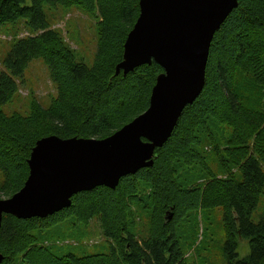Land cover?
Masks as SVG:
<instances>
[{
  "label": "trees",
  "instance_id": "obj_1",
  "mask_svg": "<svg viewBox=\"0 0 264 264\" xmlns=\"http://www.w3.org/2000/svg\"><path fill=\"white\" fill-rule=\"evenodd\" d=\"M139 2L0 0V32L9 24L28 31L11 39L0 75V191L7 197L24 186L39 139L106 138L148 109L162 66L153 61L116 74L140 14ZM46 7H63L67 13L76 9L95 20L93 65L77 60ZM36 59L47 66L57 96L47 108L34 101L28 114L6 112L4 106L18 94ZM262 198L264 0H239L215 33L201 95L156 149L154 165L122 177L115 189L79 192L70 207L46 218L4 214L0 252L3 264H187L186 252L197 240L187 241V227L193 217L198 219L196 209L208 210V219L214 208H221L229 264H264V213L258 222L252 219ZM91 221L109 240L103 249L58 254L54 245L45 244L51 230L65 225L80 230ZM240 237L249 239L246 256L238 251Z\"/></svg>",
  "mask_w": 264,
  "mask_h": 264
},
{
  "label": "water",
  "instance_id": "obj_2",
  "mask_svg": "<svg viewBox=\"0 0 264 264\" xmlns=\"http://www.w3.org/2000/svg\"><path fill=\"white\" fill-rule=\"evenodd\" d=\"M139 5L116 74L153 61L162 66L148 109L103 139H39L24 186L0 199V229L4 214L46 218L70 207L79 192L115 189L122 177L152 167L156 149L170 139L186 106L201 95L215 33L239 0H140ZM4 259L0 252V264Z\"/></svg>",
  "mask_w": 264,
  "mask_h": 264
},
{
  "label": "rangeland",
  "instance_id": "obj_3",
  "mask_svg": "<svg viewBox=\"0 0 264 264\" xmlns=\"http://www.w3.org/2000/svg\"><path fill=\"white\" fill-rule=\"evenodd\" d=\"M45 10L51 21L54 22V27L62 30L65 40L76 50L77 60L93 65L98 49L95 20L76 9L69 13L65 12L66 9L63 7L56 10H49L46 7ZM17 28L18 30L15 32ZM2 29L3 32H0V75L4 70L3 60L12 47L13 38L16 34L19 37L28 34L23 25L19 28L18 25L13 27L12 24H9L8 26H2ZM6 31L10 33H6ZM19 84L18 94L11 103L4 106V110L10 114L13 112L28 114L32 110L34 101L39 103L41 107L47 108L57 96V88L51 80L47 66L41 59L33 60L30 63L25 71L23 82ZM3 180L0 171V184ZM0 195V199L9 198L2 191H0ZM196 210L198 219L193 217L191 225L187 227V241L193 244V239H197L193 247L186 252L187 264H229L225 254L226 238L222 209L214 208L208 219L204 218L208 210L202 208ZM263 213L264 198L258 204L252 219L258 222ZM64 227L56 231L51 230V239L45 240V244L55 246L54 252L58 254L59 252H72L76 255L93 253L96 250L103 249L109 243L97 221H91L88 227L80 228V230L69 225ZM239 241L238 251L240 255H248L250 253L249 239L240 237Z\"/></svg>",
  "mask_w": 264,
  "mask_h": 264
}]
</instances>
